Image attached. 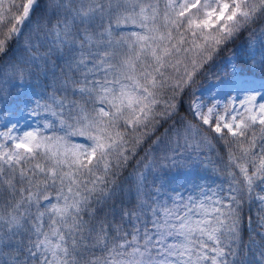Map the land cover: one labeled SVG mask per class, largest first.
Returning a JSON list of instances; mask_svg holds the SVG:
<instances>
[{"label":"snow or ice","instance_id":"obj_1","mask_svg":"<svg viewBox=\"0 0 264 264\" xmlns=\"http://www.w3.org/2000/svg\"><path fill=\"white\" fill-rule=\"evenodd\" d=\"M0 264H264V0H0Z\"/></svg>","mask_w":264,"mask_h":264}]
</instances>
